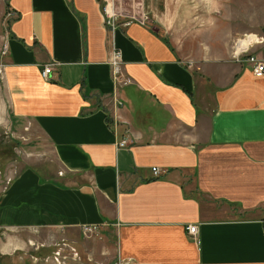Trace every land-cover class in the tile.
Wrapping results in <instances>:
<instances>
[{
    "label": "crops",
    "instance_id": "crops-1",
    "mask_svg": "<svg viewBox=\"0 0 264 264\" xmlns=\"http://www.w3.org/2000/svg\"><path fill=\"white\" fill-rule=\"evenodd\" d=\"M199 1L143 0L111 31L98 0H0V150L27 129L59 165L44 176L0 153V264H67L19 254L12 232L77 242L85 224L113 264H264V74L232 59Z\"/></svg>",
    "mask_w": 264,
    "mask_h": 264
},
{
    "label": "rangeland",
    "instance_id": "rangeland-1",
    "mask_svg": "<svg viewBox=\"0 0 264 264\" xmlns=\"http://www.w3.org/2000/svg\"><path fill=\"white\" fill-rule=\"evenodd\" d=\"M199 3L204 7L209 5L211 11H209L207 16L209 15V18L213 20L210 25H214L216 22L217 24H221L220 32H226L232 42L236 37L243 36V34H264V0H200ZM142 5L143 0H113V7L120 14V18L124 15H132L134 18L140 12ZM0 26H2L3 32H5L7 21L3 19L0 22ZM201 27L202 21L196 22L195 28ZM246 41L249 42L250 38ZM244 44L247 43L244 42ZM22 132L24 135H20L18 139H15L18 142H14L15 140H13L2 143L1 148L3 149H1L2 151L0 150V153L3 160L18 161L16 165L19 167L26 165L35 167L44 176L59 173V165L49 146L41 143L39 139L32 138L28 134L29 131L27 129ZM12 233L18 235L20 240L25 243V246H23L25 248L19 250V254L27 257H37V260L34 259L35 261L44 260V258L49 257V259H54L56 262L54 253L60 251L62 256H66L67 264H96L95 261L97 263L113 264V261L109 263L106 255L98 256L96 254L98 248L95 243L101 245V240L103 239L101 231L98 236L91 235L89 237H83L80 232L76 235L77 242L74 239L75 235L72 236L73 238L67 239L71 242H62L63 240H67L62 236H54V232L48 230H19ZM52 236L55 238H52ZM63 243L68 244V246L65 247ZM39 244H42L43 247L37 250L36 248L40 246ZM69 246L72 248H68ZM60 247L64 248V250H59Z\"/></svg>",
    "mask_w": 264,
    "mask_h": 264
},
{
    "label": "built area",
    "instance_id": "built-area-1",
    "mask_svg": "<svg viewBox=\"0 0 264 264\" xmlns=\"http://www.w3.org/2000/svg\"><path fill=\"white\" fill-rule=\"evenodd\" d=\"M100 2V9L103 16L104 24L113 31L118 26V19L120 14L115 11L113 7V0H98ZM8 16L13 15V12H7ZM134 18H130L122 23L123 26L129 25L133 22ZM143 23V21H140ZM250 39V41L245 45H239L241 40ZM264 43V35H259L256 33H247L243 34V36L236 37L231 45V56L232 59L236 62H246L251 66L252 73L255 76H261L264 74V58L256 56L252 49L256 45H260ZM6 43H3L1 54L4 55L6 53ZM109 64L112 70L113 80L118 83V85H126L130 82L129 78L126 76L123 70V61L121 51L115 47L114 45L110 48L109 54ZM53 70V64L45 65L41 70V76L45 80H50V74ZM129 135L126 134L119 142L118 147L125 148L129 145ZM154 175H158L160 173L159 168L152 167L151 168ZM82 232L87 236H98L100 233V226L98 224H85L81 227ZM188 233L192 236V238L196 239L197 234V226L194 224H190L187 226ZM262 231L264 232V220L262 221ZM61 255L60 251H56L54 257ZM102 264V263H100ZM114 264H124L123 262H115Z\"/></svg>",
    "mask_w": 264,
    "mask_h": 264
},
{
    "label": "bare ground",
    "instance_id": "bare-ground-1",
    "mask_svg": "<svg viewBox=\"0 0 264 264\" xmlns=\"http://www.w3.org/2000/svg\"><path fill=\"white\" fill-rule=\"evenodd\" d=\"M250 39H252V37H250ZM247 39L241 40L239 45L241 46H245L246 44H244V42L248 43V41H246Z\"/></svg>",
    "mask_w": 264,
    "mask_h": 264
}]
</instances>
